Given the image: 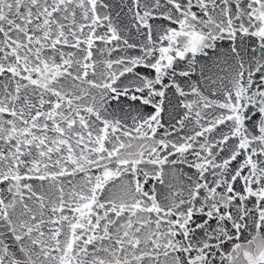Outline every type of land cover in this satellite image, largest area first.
Segmentation results:
<instances>
[{
    "label": "snow or ice",
    "instance_id": "snow-or-ice-1",
    "mask_svg": "<svg viewBox=\"0 0 264 264\" xmlns=\"http://www.w3.org/2000/svg\"><path fill=\"white\" fill-rule=\"evenodd\" d=\"M0 264H264V0H0Z\"/></svg>",
    "mask_w": 264,
    "mask_h": 264
},
{
    "label": "water",
    "instance_id": "water-1",
    "mask_svg": "<svg viewBox=\"0 0 264 264\" xmlns=\"http://www.w3.org/2000/svg\"><path fill=\"white\" fill-rule=\"evenodd\" d=\"M206 74H209V75H212V76H215V75H225V73L223 72H217L215 68L212 69V72L211 73H206ZM197 77H194V79H196ZM220 87V82L217 81V83L215 85L211 84V82L209 81L208 83H202L201 84V88L202 90H204L205 92V95H210V93L216 89L218 90ZM211 98H215V97H211ZM191 99V97H190ZM175 103V101H173Z\"/></svg>",
    "mask_w": 264,
    "mask_h": 264
}]
</instances>
